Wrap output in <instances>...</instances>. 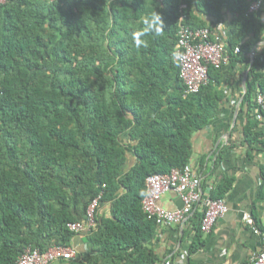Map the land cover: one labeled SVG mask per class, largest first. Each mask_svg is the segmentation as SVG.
I'll return each mask as SVG.
<instances>
[{
  "label": "trees",
  "instance_id": "trees-1",
  "mask_svg": "<svg viewBox=\"0 0 264 264\" xmlns=\"http://www.w3.org/2000/svg\"><path fill=\"white\" fill-rule=\"evenodd\" d=\"M152 11L162 14L164 32L137 48L131 33ZM262 12L264 0L0 4V264H15L28 250L70 247L77 234L68 225L84 223L100 193L99 206L110 204L111 217L99 218L96 209L88 233L95 258L58 263L157 264L144 248L160 228L142 210L145 180L189 164L191 137L219 114L225 85L232 92L245 78L242 105L255 109L256 94L264 93V50H256ZM226 13L219 40L228 63L210 67L208 83L184 97L172 58L178 32L212 31ZM251 130L248 124L249 144L264 140ZM231 186L222 179L211 198L223 199ZM201 235L199 224L191 251L202 245Z\"/></svg>",
  "mask_w": 264,
  "mask_h": 264
},
{
  "label": "crops",
  "instance_id": "crops-1",
  "mask_svg": "<svg viewBox=\"0 0 264 264\" xmlns=\"http://www.w3.org/2000/svg\"><path fill=\"white\" fill-rule=\"evenodd\" d=\"M226 15L223 23L212 27L215 39L226 36L230 21V15ZM260 17L264 22V12ZM235 80L238 81L237 77ZM243 80L232 92L226 85L223 87L228 91L227 100L219 114L207 128L191 137L188 165L192 174L201 180V185L212 187L222 179L231 180V189L223 197L227 212L208 234L201 235L202 245L193 251L191 246L202 214L199 205L181 223L159 226L144 245L157 256V264H249L252 256L260 251V238L252 233L244 219L249 215L258 228L264 229V145L261 144L264 140L249 144L245 131L250 124L252 133L264 134V121L255 119V109L249 112L248 107L242 105ZM128 160L132 161L130 157ZM160 205L173 211L182 207V201L175 192L169 191L163 194ZM110 209V204H101L98 217H111ZM88 233L82 231L72 238L70 247L76 250L74 259L95 258L91 254Z\"/></svg>",
  "mask_w": 264,
  "mask_h": 264
},
{
  "label": "built area",
  "instance_id": "built-area-1",
  "mask_svg": "<svg viewBox=\"0 0 264 264\" xmlns=\"http://www.w3.org/2000/svg\"><path fill=\"white\" fill-rule=\"evenodd\" d=\"M52 1V0H49ZM5 0H0L3 4ZM261 2H253L249 11H257ZM211 31L199 29L190 31L182 28L178 32L177 43L172 53L174 62L179 67V78L184 84V97L196 94L208 83L210 67L219 69L228 63L226 47L222 40H210ZM239 50L236 49V52ZM255 102V119L264 121V93H257ZM212 187L203 193L201 180L192 174L189 165L183 169H173L168 174H153L145 180V195L142 210L148 220H154L159 226H173L185 220L192 209L199 205L202 209L200 230L208 234L215 223L227 212L223 199L210 196ZM173 191L182 201V207L173 211L165 210L160 205L163 194ZM102 193L89 205L84 223H71L68 229L76 234L89 231L96 225V209L99 207ZM244 222L252 233L260 238V251L254 254L249 264H264V229L258 228L251 216H245ZM76 255L72 247H53L41 253L38 250L26 251L15 264H54L60 260H70Z\"/></svg>",
  "mask_w": 264,
  "mask_h": 264
},
{
  "label": "clouds",
  "instance_id": "clouds-1",
  "mask_svg": "<svg viewBox=\"0 0 264 264\" xmlns=\"http://www.w3.org/2000/svg\"><path fill=\"white\" fill-rule=\"evenodd\" d=\"M164 32V20L162 14L157 11L145 14L141 18V26L131 33L132 41L137 48L148 47L149 36H160ZM257 51L264 50V34H262V42L257 45Z\"/></svg>",
  "mask_w": 264,
  "mask_h": 264
},
{
  "label": "water",
  "instance_id": "water-1",
  "mask_svg": "<svg viewBox=\"0 0 264 264\" xmlns=\"http://www.w3.org/2000/svg\"><path fill=\"white\" fill-rule=\"evenodd\" d=\"M255 55V50L252 51L251 53V63L253 62V56ZM242 88L245 90V78L242 82Z\"/></svg>",
  "mask_w": 264,
  "mask_h": 264
}]
</instances>
